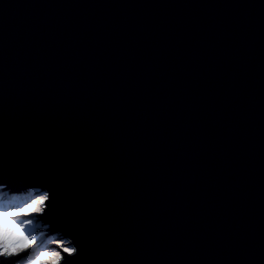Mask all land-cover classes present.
Instances as JSON below:
<instances>
[{
	"label": "water",
	"instance_id": "95a60500",
	"mask_svg": "<svg viewBox=\"0 0 264 264\" xmlns=\"http://www.w3.org/2000/svg\"><path fill=\"white\" fill-rule=\"evenodd\" d=\"M0 134V206L42 164L64 194L19 264L61 227L100 258L259 260L264 2L0 0Z\"/></svg>",
	"mask_w": 264,
	"mask_h": 264
},
{
	"label": "snow or ice",
	"instance_id": "6c2138e0",
	"mask_svg": "<svg viewBox=\"0 0 264 264\" xmlns=\"http://www.w3.org/2000/svg\"><path fill=\"white\" fill-rule=\"evenodd\" d=\"M23 164V155L18 154L17 165L21 166ZM14 176L15 172L11 176L9 175L6 155L0 153V180H15ZM28 182H36L44 190L38 192L37 195L28 199L19 207L0 206V217H7L11 222L12 218L20 215H35L42 216L44 219L51 217L52 221L57 223L64 194L61 188L54 183L52 172L42 164L31 170V178ZM31 223V220H27L21 224L19 237L15 242L10 243L7 239L0 238V264H19V258L22 254L37 245V238L34 235L24 234L25 225H30ZM61 231L63 235L69 238L67 240L61 238L50 241L55 247L49 248L46 246L42 250H39L35 258L31 261V264H36L37 261H41V264H176L174 261L149 262L143 260L131 261L106 257L100 258L92 255L88 247L69 228L61 227ZM23 244H27V247H22L21 245ZM261 251L264 252V246H262ZM184 264H191V262H184ZM226 264H264V255L259 260L238 258L228 261Z\"/></svg>",
	"mask_w": 264,
	"mask_h": 264
},
{
	"label": "rangeland",
	"instance_id": "374dc122",
	"mask_svg": "<svg viewBox=\"0 0 264 264\" xmlns=\"http://www.w3.org/2000/svg\"><path fill=\"white\" fill-rule=\"evenodd\" d=\"M20 205H14V206H6V207H19ZM9 220V218H8ZM27 220H31L32 223L30 225H25L24 227V234L25 235H34L36 236L37 240L40 239H45L47 238V231H46V226H44L42 224V221L40 220V218L38 216L35 215H30V216H17L15 218L11 219V222L17 227V228H21V224H23L25 221ZM60 239V238H59ZM56 239H50V240H46V246L49 248H54L55 245L51 244L50 241H54ZM22 247H27V244H23L21 245ZM42 250V249H40ZM33 259L24 262L23 264H31V261Z\"/></svg>",
	"mask_w": 264,
	"mask_h": 264
},
{
	"label": "bare ground",
	"instance_id": "6f19581e",
	"mask_svg": "<svg viewBox=\"0 0 264 264\" xmlns=\"http://www.w3.org/2000/svg\"><path fill=\"white\" fill-rule=\"evenodd\" d=\"M20 229L10 222L7 217H0V238L7 239L10 243L15 242L19 237Z\"/></svg>",
	"mask_w": 264,
	"mask_h": 264
},
{
	"label": "clouds",
	"instance_id": "9594fccd",
	"mask_svg": "<svg viewBox=\"0 0 264 264\" xmlns=\"http://www.w3.org/2000/svg\"><path fill=\"white\" fill-rule=\"evenodd\" d=\"M36 264H41V261H37Z\"/></svg>",
	"mask_w": 264,
	"mask_h": 264
}]
</instances>
